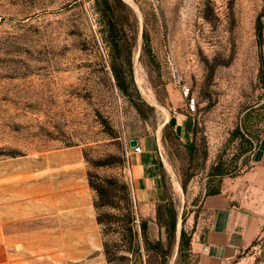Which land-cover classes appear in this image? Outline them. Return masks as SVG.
Returning a JSON list of instances; mask_svg holds the SVG:
<instances>
[{
	"label": "rangeland",
	"instance_id": "374dc122",
	"mask_svg": "<svg viewBox=\"0 0 264 264\" xmlns=\"http://www.w3.org/2000/svg\"><path fill=\"white\" fill-rule=\"evenodd\" d=\"M101 2L0 0V180L47 190L68 172L77 224L92 223L71 259L61 246L58 260L32 264H201L205 195L251 196L264 217L250 163L264 139V0H109L116 44ZM132 138L150 139L143 158L159 159L165 199L154 206L137 200ZM227 264H264V220Z\"/></svg>",
	"mask_w": 264,
	"mask_h": 264
},
{
	"label": "crops",
	"instance_id": "0c3cea01",
	"mask_svg": "<svg viewBox=\"0 0 264 264\" xmlns=\"http://www.w3.org/2000/svg\"><path fill=\"white\" fill-rule=\"evenodd\" d=\"M138 143L142 151L131 156V174L138 203L150 207L165 199L159 159L157 154H151L149 160L143 158L145 149L152 151L150 139ZM250 163L256 170L254 174H258L254 177L263 175L264 179V139L251 151ZM49 181L46 190L22 177L0 180V264H32L38 261V256L49 253L52 261H56L61 246L67 259H71L75 255V239L91 236L90 217L83 224L76 221L73 176L67 172L61 182L58 175L55 186L52 178ZM247 189H256L255 184H249ZM255 200L224 187L203 197L207 222L193 243L201 264H227L255 241L264 220ZM43 215L50 216V220L45 223ZM61 215H67V222H61Z\"/></svg>",
	"mask_w": 264,
	"mask_h": 264
},
{
	"label": "trees",
	"instance_id": "16d2710c",
	"mask_svg": "<svg viewBox=\"0 0 264 264\" xmlns=\"http://www.w3.org/2000/svg\"><path fill=\"white\" fill-rule=\"evenodd\" d=\"M98 13H99V17L101 19V23H102L103 28L105 29L107 34H109V36L113 39L112 42L114 44H116L115 39L118 36V30L116 28V20H115L114 11H113L112 7L110 6L109 0H102V2L99 3ZM111 70H112V73H113V76L115 78L117 86L119 88H122L121 83H120V78L118 75V71L114 65H112ZM186 145H187V147H189L190 144H186ZM219 191L220 190L216 189V190L211 191L208 194L218 193ZM175 224H176V213L174 211L173 214L171 215L169 231H171V230L174 231ZM141 235L143 238L144 248L148 249L147 245L149 244V241H148V237H147L146 232H145V225H143L141 228ZM183 236H184V231H183V229H181V231H180V239L181 240H182ZM136 249L138 250L139 247H136Z\"/></svg>",
	"mask_w": 264,
	"mask_h": 264
},
{
	"label": "built area",
	"instance_id": "2783aa9c",
	"mask_svg": "<svg viewBox=\"0 0 264 264\" xmlns=\"http://www.w3.org/2000/svg\"><path fill=\"white\" fill-rule=\"evenodd\" d=\"M129 149L132 153H140L142 151L141 145L138 142L133 146L129 145ZM125 154H126V156L128 155L127 150H125ZM131 192H132L131 193L132 194V200H133V202H135V198H136L135 193H134V191H131ZM206 249H207V247L204 246L203 250L206 251Z\"/></svg>",
	"mask_w": 264,
	"mask_h": 264
},
{
	"label": "water",
	"instance_id": "95a60500",
	"mask_svg": "<svg viewBox=\"0 0 264 264\" xmlns=\"http://www.w3.org/2000/svg\"><path fill=\"white\" fill-rule=\"evenodd\" d=\"M137 142H138V141H137V139H135V138H132V139L129 140V144H130L131 146L135 145Z\"/></svg>",
	"mask_w": 264,
	"mask_h": 264
}]
</instances>
